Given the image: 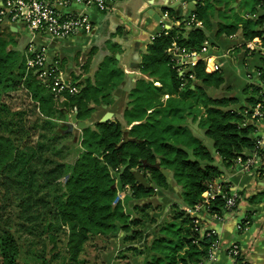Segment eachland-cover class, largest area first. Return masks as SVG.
<instances>
[{"label":"trees","instance_id":"16d2710c","mask_svg":"<svg viewBox=\"0 0 264 264\" xmlns=\"http://www.w3.org/2000/svg\"><path fill=\"white\" fill-rule=\"evenodd\" d=\"M233 1H227L228 6ZM253 1L252 16L232 18L228 14L224 19H230L225 21L223 8H216L217 0H195L187 19L195 16L201 25L186 27L185 19L156 34L141 55L139 71L144 76L129 89L122 119L92 124L88 121L95 107L111 106L115 90L126 76L115 51L102 59L92 76L73 81L78 92L64 91L60 101L47 83L26 68L25 56L0 36V181L29 191L22 201L24 220L32 223L42 215H51L52 221L66 229V264H80L79 255L91 235L109 236L121 230L126 233L125 241L140 239L142 232L133 226L154 222L151 211L158 206L146 200L167 191L172 181L180 190L171 206L172 217L154 229L144 264H202L209 257L218 236L212 230L200 234L184 207L201 203L203 194L209 192L208 212L221 216L225 211L231 184L221 182L219 193L215 181L223 168L230 169L247 151L260 152L255 135L258 116L253 110L261 104L264 112V90L248 83L243 97L238 98L231 87L224 86L223 72H206L203 60L192 68L195 80L184 83L169 51L172 43L188 51L199 50L214 25L215 39L240 30L245 40L260 39L264 46V31L260 30L264 15L258 13L264 0ZM166 10L170 17L180 18L174 8ZM257 69L264 85V56ZM20 87L28 91L38 113L34 127L40 132L35 144L28 141L30 131L23 112L12 110L2 99ZM72 112L87 123L75 136L76 129L65 122V113ZM189 121L197 122L201 136L192 132ZM204 138L212 141L214 155ZM216 156L223 167L216 163ZM157 160L159 167L148 165ZM163 169L169 171L167 176ZM135 170L144 174L149 186L136 180ZM124 189L128 192L123 200L116 201L117 192ZM263 198L261 194L250 201ZM129 199L140 201L132 208L137 214L134 217L124 207ZM32 209L37 214H30ZM52 221L46 230L56 226ZM122 251V257L128 251L131 256L145 252L134 244ZM19 252L15 237L2 232L0 264H34L19 262ZM234 257V264H248L243 253Z\"/></svg>","mask_w":264,"mask_h":264},{"label":"crops","instance_id":"0c3cea01","mask_svg":"<svg viewBox=\"0 0 264 264\" xmlns=\"http://www.w3.org/2000/svg\"><path fill=\"white\" fill-rule=\"evenodd\" d=\"M238 1L233 2L237 5ZM194 3L195 0H120L115 6L116 9L110 12H99L95 8L89 10L94 28L88 36L78 34L64 39L63 46L60 48L57 46L59 40H52L49 43L50 54L52 56L54 53L58 54L60 68L64 77L70 82H79L83 78L92 76L102 59L115 51L119 65L126 74L118 87L121 89L120 93L111 106H96L88 124L101 120L107 112L111 113L113 120L122 119L129 89L137 79L144 76L139 71V62L146 46L161 30L176 26L181 20H185L194 7ZM216 6L217 9L222 8L221 5L216 4ZM167 8H174L180 18L170 17ZM20 26L25 28L23 25ZM20 26L12 27L10 30L18 32L21 30ZM214 30L215 25L209 38L211 46L206 53L197 57L195 64L199 60H206V72H213L212 64H218L225 77L224 86L231 87V93L234 96L243 97L242 91L246 84L262 85L257 69L261 58L258 52L259 43H253L255 48L248 51L245 47L248 41L243 38L240 30L233 35H222L218 39L214 38ZM76 40H80L78 47ZM36 41L41 43L40 38ZM112 44L116 47H112ZM65 45L68 46L64 48ZM233 54H236L235 58L232 57ZM156 85L160 84L156 83ZM256 126L255 135L264 144V119L259 120ZM245 155H249V151ZM215 158L216 163L223 167L219 158L217 156ZM258 167V164L254 165L255 169ZM223 170L222 175L225 181L231 184V191L239 193V200L233 212H224L221 218L201 211L202 225L218 236V244L212 252L213 258L206 259L202 264H233V259L228 254V249L233 244L239 247L248 264H264V198L259 202L250 201L252 197L264 195V179L259 175L247 173L240 161H236L230 169L223 168ZM179 193L178 186L172 181L167 191L157 192L146 200L158 206L151 211L155 218L154 222L139 227L133 226V229L136 228L142 232L140 239L125 241L126 233L121 230L115 235L107 236L114 246L105 256L107 264H144L146 246L153 237L154 229L161 222L171 219V206L177 200ZM137 203L140 201L129 199L124 205L132 217L137 215L132 211ZM245 218L248 224L240 228V221ZM130 244L136 245L145 252L131 256L128 251L124 252L126 255L122 257L120 255L123 254L122 250Z\"/></svg>","mask_w":264,"mask_h":264},{"label":"built area","instance_id":"2783aa9c","mask_svg":"<svg viewBox=\"0 0 264 264\" xmlns=\"http://www.w3.org/2000/svg\"><path fill=\"white\" fill-rule=\"evenodd\" d=\"M120 0H0V34L2 29L18 27L20 25L25 26L30 33V42L27 46V53L25 58V65L27 69H32L36 77L44 83H47L51 87V91L56 98L63 100L62 93L68 91L70 93H76L79 87L72 84L64 77L63 71L60 68V60L58 54L53 56L48 51V43L36 41L41 36L49 37L52 40L67 39L78 34H90L94 28V24L91 20L89 10L92 8L97 9L99 12H110L116 9V5ZM264 9V8H262ZM166 16V13H164ZM185 24L187 27L198 26L201 24L199 20H196L195 16H191L189 20L186 18ZM233 35V34H232ZM245 47L248 51L253 50L255 47L253 43H259V54L264 56V46L260 39L246 40ZM35 44H34V43ZM37 42V43H36ZM50 45V44H49ZM211 46L209 40H205L202 47L197 51H188L183 47L177 46L172 43L170 54L174 59L173 67L181 77V80L186 83L187 81L195 80V74L192 71L193 66L197 60V57L202 53H206ZM254 52V51H253ZM205 62L206 60L203 59ZM208 61V58H207ZM212 71H220L218 64L213 63ZM206 71V68H205ZM262 89L264 90L263 85ZM167 97V95H165ZM261 104H257L253 110V115L258 116L255 120L257 125L259 120L264 119V112L261 111ZM260 143V152H249L244 159L237 158L236 161H240L245 171L252 175H259L264 179V144ZM235 161V162H236ZM258 164V169L254 168V165ZM233 167V166H232ZM225 179L221 175L216 181V190L221 192V182ZM127 189L117 192L116 201L122 200ZM204 200L194 205L193 207H184V210L192 217L195 229L200 233L209 234L210 229L205 228L202 225L200 218L201 211L208 212V205L206 204L211 194L205 192L203 194ZM239 200V193L237 191H230L226 197L225 211L233 212ZM222 213V215L224 214ZM221 216H215L221 218ZM214 216V215H213ZM248 220L245 218L240 221V228L242 225H247ZM218 244L215 243L208 258H213V250ZM228 254L232 257L235 263V255L240 254L239 247L235 244L229 247ZM207 258V259H208ZM233 263V264H234Z\"/></svg>","mask_w":264,"mask_h":264},{"label":"rangeland","instance_id":"374dc122","mask_svg":"<svg viewBox=\"0 0 264 264\" xmlns=\"http://www.w3.org/2000/svg\"><path fill=\"white\" fill-rule=\"evenodd\" d=\"M229 0H217L216 4L222 6L224 15L230 17L252 16L254 1L253 0H239L237 5L233 2L228 6ZM229 18L224 19L228 21ZM21 28V26H20ZM1 37L7 39L10 46L19 50L26 58L27 46L30 42V33L22 27L18 32H12L9 28L2 29ZM84 36H88L85 34ZM41 42L51 43L52 39L49 37L41 36ZM64 39H59L57 46H63ZM40 42V40H39ZM79 41L76 40V46H79ZM34 43V42H33ZM37 43V42H36ZM48 43V51L50 46ZM35 44V43H34ZM68 45H65L66 48ZM233 58L236 54L232 55ZM2 99L9 105L12 110L23 112L26 128L30 131L28 141L35 144L39 129L35 124L37 112L34 109V101L30 98L28 91L24 87L17 90L10 91L4 94ZM36 112V113H35ZM90 120V118H89ZM94 123V122H92ZM91 123V124H92ZM189 127L195 135L201 136L202 131L197 126V122L189 121ZM75 126V125H74ZM75 128V127H74ZM76 129V128H75ZM199 133H197V132ZM77 129L74 130L72 135H77ZM204 143L209 147L214 155L212 141L204 138ZM75 153L71 154L68 158L71 159ZM29 191L25 192L22 189L15 187L14 184L2 183L0 181V234L4 231L10 232L16 239L19 245V262L29 261L34 264H66L67 263V231L65 228H60L56 221H52L51 215H42L32 223L24 220L21 216L23 213L22 201L26 198ZM123 200V199H122ZM35 209L30 211V214H37ZM56 222L55 227L51 230H46L48 222ZM35 225L34 228L29 229ZM112 240L103 235H91L85 242L83 251L80 253V264H107L106 254L113 248Z\"/></svg>","mask_w":264,"mask_h":264},{"label":"water","instance_id":"95a60500","mask_svg":"<svg viewBox=\"0 0 264 264\" xmlns=\"http://www.w3.org/2000/svg\"><path fill=\"white\" fill-rule=\"evenodd\" d=\"M259 15H264V9L259 10ZM260 30L264 31V27ZM130 74V73H129ZM120 88H117L115 90L114 96H117L120 93ZM111 119V113L107 112L102 118L101 121H105ZM65 122H68L71 126L75 127L78 130L83 129L87 123L84 120H79L77 118L76 112H72L70 114L65 113ZM75 125V126H74ZM126 135V133H124ZM143 163L147 164L146 161H143ZM151 167H159V161L157 160L154 164H148ZM164 174L167 176L169 174V171L166 169H163ZM134 175L136 177V180L144 184L145 186H149V182L146 180L144 174L140 172V170H135Z\"/></svg>","mask_w":264,"mask_h":264}]
</instances>
